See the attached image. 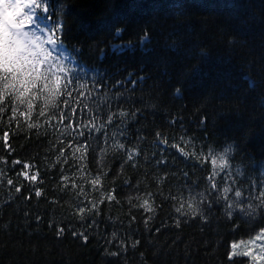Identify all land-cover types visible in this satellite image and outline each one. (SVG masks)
I'll use <instances>...</instances> for the list:
<instances>
[{"label": "trees", "instance_id": "obj_1", "mask_svg": "<svg viewBox=\"0 0 264 264\" xmlns=\"http://www.w3.org/2000/svg\"><path fill=\"white\" fill-rule=\"evenodd\" d=\"M47 3L49 12L38 10V14L48 25L57 20L65 24L59 45L83 82L90 84L95 77L102 85L97 103L106 94L113 110L117 105L129 113L141 109L135 120L127 118L126 128L109 129L110 134L123 130L125 136L116 139L129 146L138 143L141 156L135 168L126 163L117 175L126 157L116 153L110 138L104 163L105 171H111L102 178L101 193L80 178L71 161L63 164L61 158L57 162L59 140L64 139L59 130L29 128L23 120L19 126L16 122L9 125L10 113H5L0 136L8 132L11 149L0 140V172L4 174L0 176V264H250L249 257L229 260L231 245L249 240L264 227V212L245 217L237 209L228 217L221 203L210 212L205 210L207 220L180 217L177 228L178 205L164 197H187L181 173L191 175L193 162L161 141L191 137L197 146L210 145L217 156L231 147L227 156L240 184L254 180L259 185L264 179V0ZM117 92L122 93L118 101ZM172 120L175 124L169 123ZM31 122L44 124L35 118ZM158 131L162 133L159 139ZM137 137L144 139L138 142ZM190 149L188 145L186 150ZM161 153L169 164L157 168L155 160ZM17 159L33 166L30 174L40 171L34 185L17 177L21 165L12 164ZM99 159V149L88 157L89 182ZM165 172L176 176L159 183ZM61 175L75 176L89 199L99 200L113 188L117 198L100 204L99 215L81 220L73 214L80 203L79 193L64 188ZM8 178L25 187L16 193L7 185ZM34 188L44 194L25 199ZM145 199L152 213L140 207ZM149 215L152 220L145 225ZM132 216L136 219L130 223ZM57 227L65 229L62 236L56 234ZM74 231L88 239L72 235ZM129 237L140 244L132 248ZM121 240L127 250L120 247Z\"/></svg>", "mask_w": 264, "mask_h": 264}, {"label": "snow or ice", "instance_id": "obj_2", "mask_svg": "<svg viewBox=\"0 0 264 264\" xmlns=\"http://www.w3.org/2000/svg\"><path fill=\"white\" fill-rule=\"evenodd\" d=\"M37 10L48 13L50 9L47 0H0V121L3 120L5 113H10L7 121L9 125L16 122L19 126L23 120L28 123L29 128L50 126L54 130H59L64 139L59 140L57 162L60 163L61 158L63 164H69L71 161L75 171L81 173L80 178L90 183L92 189L103 193L102 178L111 171L110 168L105 171L107 165L104 163L110 138L116 153L126 157L117 175L123 173L126 163H130L135 168L141 156L138 143L129 146L116 139L117 135L125 136L123 130L119 132L113 130L110 134L109 129L126 128L127 118L131 116V119L135 120L137 114L141 113V109L134 108L129 113L122 106L117 105L116 110H113L106 94L103 102L97 103L101 100L102 85L96 82L95 77L90 84L83 82V78L76 73L75 68L67 63L68 56L62 53L57 54L58 44L63 42L60 34L64 32L65 24L57 20L48 25L47 21L37 15ZM47 20L51 21L52 17L48 16ZM117 31L121 30L117 29ZM139 79L143 81L145 78ZM135 83L136 81H133V84ZM177 91L180 90L177 89ZM121 95L122 93L117 92L114 98L118 101ZM33 118L37 121L43 120L44 124L32 123ZM117 120L119 124H116ZM175 122L172 120L169 123L175 124ZM155 135L159 139L162 133L158 131ZM143 139V137H137L138 142ZM0 140L11 149L7 131L0 136ZM161 142L193 162L191 175L189 171L181 173L185 181L187 197L183 195L164 197V199L175 201L178 205L175 207V212L179 214L175 220L177 228L181 224L180 217H199L207 220L205 210L210 212L215 205L221 203L228 217H232L237 209L245 217H254L258 210L264 212V179L259 185L254 180L249 185L240 184L233 176L232 166L227 156V153L232 150L231 147L217 156L210 145L197 146L191 137L186 139L180 136L179 142L173 140L171 143L165 137ZM188 145H191L190 150H186ZM97 149H99L100 159L96 161L94 178L89 182L86 162L90 153L94 154ZM66 152L70 153V156ZM155 155L153 153V157ZM12 164L21 165V171L16 173L17 177L23 176L29 184L33 185L38 181L40 171L37 169L30 174L29 169L33 167L32 165H25L19 159L13 160ZM168 164L169 159L163 153L155 160L157 168ZM61 171L63 172V169ZM237 172L243 175L239 169ZM3 175V172H0V176ZM169 175L175 177L176 173L165 172V175L160 177L159 183L167 180ZM193 176L197 178L193 180ZM60 179L64 188L71 187L78 191L80 203L73 214L81 220H84L86 216L99 215V205L104 204L105 201L116 200L118 195L113 188L106 195L102 194L99 200L89 199L85 189L75 182V176L61 175ZM6 183L13 186L16 193H20L25 187L24 184L17 186L11 178H8ZM124 183L129 184L130 181L125 180ZM33 194L39 198L44 193L41 188H34L28 192L25 199H30ZM146 195L154 199L152 192H147ZM129 204H132L131 198ZM140 207L149 213L154 211L149 206V199H145ZM135 219L136 217L132 216L130 223ZM151 220L152 216L149 215L144 220L145 225ZM64 231V228L57 227L56 234L62 236ZM72 235L80 236L84 240L88 239L83 232L74 231ZM115 236L116 234L113 233V238ZM129 239L131 240L130 237ZM139 244V240H131L132 248ZM120 247L127 250L124 240L120 241ZM234 257H249L250 264H264V227L259 228L256 234L246 242L243 240L239 243L233 242L229 260Z\"/></svg>", "mask_w": 264, "mask_h": 264}, {"label": "rangeland", "instance_id": "obj_3", "mask_svg": "<svg viewBox=\"0 0 264 264\" xmlns=\"http://www.w3.org/2000/svg\"><path fill=\"white\" fill-rule=\"evenodd\" d=\"M246 242V241H245ZM236 243H239V242H236Z\"/></svg>", "mask_w": 264, "mask_h": 264}]
</instances>
